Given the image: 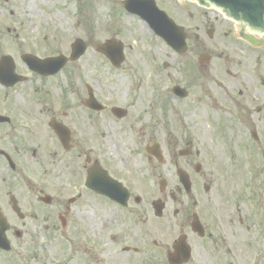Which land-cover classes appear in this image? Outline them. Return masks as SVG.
<instances>
[{
  "label": "flooded vegetation",
  "instance_id": "obj_1",
  "mask_svg": "<svg viewBox=\"0 0 264 264\" xmlns=\"http://www.w3.org/2000/svg\"><path fill=\"white\" fill-rule=\"evenodd\" d=\"M84 1L0 0V264H264L241 218L228 226L213 147L244 132L211 116L231 109L260 143L253 77L220 72L240 64L194 33L191 13L182 51L162 40L156 55L113 32L100 41ZM38 13L70 16V38L33 24Z\"/></svg>",
  "mask_w": 264,
  "mask_h": 264
},
{
  "label": "rangeland",
  "instance_id": "obj_2",
  "mask_svg": "<svg viewBox=\"0 0 264 264\" xmlns=\"http://www.w3.org/2000/svg\"><path fill=\"white\" fill-rule=\"evenodd\" d=\"M86 1L88 0H85L84 3ZM122 1L90 0L92 4L91 22H86L88 14L83 12L84 23H92L97 28L100 41L110 37L113 32L116 39L121 40L127 46H132L131 52H135L141 46V43L146 42L144 45L146 50L158 55L159 52H156L153 47L156 46L155 43L163 46L160 43L162 41L161 38L150 36L145 24L135 16L124 15L122 11L117 14L113 12L114 8L119 7V3ZM38 2L33 1L36 6ZM162 6L177 24H184L186 27L191 21L188 20L186 23L187 14L192 13L194 15V33L201 40L214 42V45L223 48L229 54L228 56H231V59L240 64L239 66H233L229 62L225 64L222 60L221 73H225L226 69H230L235 74L253 77V82L248 83L247 88H244L245 96L247 94L249 98H253L254 108L259 107L261 111L258 114L264 117V44L256 49L247 47L244 43L238 45L236 42L240 41L236 37L235 28L237 26L235 23L226 20L215 9L203 10L186 2L177 5L173 0H163ZM38 23L43 25H61L70 38L71 29L67 28L69 27L67 25L73 24V19L70 16H45L38 13L33 17V24ZM211 28L213 29L212 37L209 38L207 31ZM85 34H88V31H85ZM191 39H193L192 36ZM151 45L154 46L151 47ZM242 47H245L246 51ZM242 82H244L243 86H245V81ZM216 97L219 106H231L220 93ZM211 116L215 120L219 117L222 126H230L244 132V138L240 139L242 142L239 146L235 145L236 140L234 139L220 140V142L213 144L219 157L217 165L221 166V168L225 166L226 170L224 194L226 196L227 214H229L228 217L236 218L232 224L228 222V226L238 225L237 219L241 218L242 224L238 226L237 231L239 230L238 232L243 233L245 239L252 241V245L256 246L258 239L261 244H264V165L260 154V150H264V139L260 143L252 141L248 136L247 125L244 124L245 122L242 123L241 117V122L236 123L235 112L231 109L226 110L222 114L212 112ZM258 131L264 133V124H261ZM240 196L243 197L242 202L237 199ZM253 197L256 204L252 203ZM249 198H251V202ZM245 249L246 247H244Z\"/></svg>",
  "mask_w": 264,
  "mask_h": 264
},
{
  "label": "water",
  "instance_id": "obj_3",
  "mask_svg": "<svg viewBox=\"0 0 264 264\" xmlns=\"http://www.w3.org/2000/svg\"><path fill=\"white\" fill-rule=\"evenodd\" d=\"M199 3L204 5L214 4L215 6L221 8L224 12L231 15L233 18L238 19L242 17L245 21H248L254 26L262 27L264 25V0H197ZM136 6L135 11L139 9ZM144 9V8H143ZM145 12V11H143ZM142 13V11H141ZM145 18L153 20L154 29L157 30L165 40L172 41L175 40L173 36V31L179 35V38L182 40V30L180 27L175 26L167 17L165 20L168 21V25L159 15H149L145 12L143 14ZM170 28V29H169ZM252 42L253 40L250 39Z\"/></svg>",
  "mask_w": 264,
  "mask_h": 264
}]
</instances>
